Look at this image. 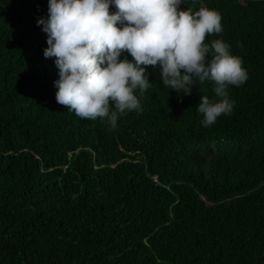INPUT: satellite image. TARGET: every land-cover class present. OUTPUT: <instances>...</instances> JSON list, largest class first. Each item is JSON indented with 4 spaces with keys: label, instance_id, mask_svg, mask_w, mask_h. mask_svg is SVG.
<instances>
[{
    "label": "trees",
    "instance_id": "1",
    "mask_svg": "<svg viewBox=\"0 0 264 264\" xmlns=\"http://www.w3.org/2000/svg\"><path fill=\"white\" fill-rule=\"evenodd\" d=\"M202 6L248 73L232 113L204 127L213 82L182 95L148 66L113 129L57 103L49 0H0V264H264V0L181 8Z\"/></svg>",
    "mask_w": 264,
    "mask_h": 264
},
{
    "label": "clouds",
    "instance_id": "2",
    "mask_svg": "<svg viewBox=\"0 0 264 264\" xmlns=\"http://www.w3.org/2000/svg\"><path fill=\"white\" fill-rule=\"evenodd\" d=\"M183 0H49L48 16L38 18L47 34L45 58H55L57 103L82 119L106 120L142 112L140 96L154 84L148 66L158 68L162 85L191 95L213 82L214 98L202 95L196 107L204 127L230 115L235 101L229 86L248 79L240 57L223 39L221 14L208 7L181 8ZM115 5L116 12L110 11ZM123 53L127 56L121 59Z\"/></svg>",
    "mask_w": 264,
    "mask_h": 264
}]
</instances>
